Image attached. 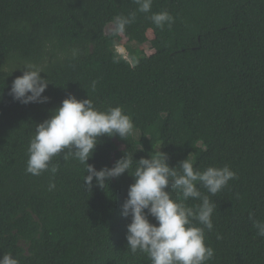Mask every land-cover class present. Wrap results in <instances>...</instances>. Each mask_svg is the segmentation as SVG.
<instances>
[{
  "label": "trees",
  "instance_id": "16d2710c",
  "mask_svg": "<svg viewBox=\"0 0 264 264\" xmlns=\"http://www.w3.org/2000/svg\"><path fill=\"white\" fill-rule=\"evenodd\" d=\"M163 11L174 18L170 27L149 19ZM133 12L123 34L106 32L115 16ZM26 64L43 71L46 103L9 95ZM69 94L99 111L119 106L134 124L125 140L99 138L86 162L96 170L124 154L138 161L163 151L177 171L185 158L199 171H234L215 196L197 185L215 204L206 264H264V238L249 219L264 221V0H152L147 14L134 0H0V256L18 264H151L127 248L130 217L121 216L135 161L102 188L95 179L87 188L86 165L60 156L39 176L26 172L36 124ZM171 196L182 200L177 190Z\"/></svg>",
  "mask_w": 264,
  "mask_h": 264
},
{
  "label": "clouds",
  "instance_id": "9594fccd",
  "mask_svg": "<svg viewBox=\"0 0 264 264\" xmlns=\"http://www.w3.org/2000/svg\"><path fill=\"white\" fill-rule=\"evenodd\" d=\"M134 2L138 12H151L152 0ZM135 19V12L115 16L111 22L112 34H123ZM149 19L159 28L170 27L174 22L167 11L152 13ZM19 69L22 75L12 81L9 91L12 99L25 105L46 103L49 98L43 93L49 83L41 77L43 71L30 64ZM95 86L96 81H93V90ZM133 128L131 117L124 114L121 107L99 111L88 97L77 99L69 94L52 110L49 118L36 124L35 135L28 147L26 172L39 176L49 170L54 157L60 156L65 161L73 159L86 165L84 184L87 188H92L93 179L102 188L111 179L128 173L135 161L133 156L124 154L112 167L105 166L100 170L86 162L93 156L100 137L117 136L125 140ZM161 147L163 145L157 149ZM167 160L165 152L155 151L151 157L135 161L134 173L130 175L134 183L129 185L121 206V216L130 217L126 226V246L132 253H145L151 264H206L214 256V249L205 244V230H213L215 204L208 196H202L197 185L215 196L235 179L236 174L227 165L199 171L186 158L179 162L180 171H177V166L170 167ZM50 171L55 174L57 168L52 167ZM54 188L55 184L50 182L49 190ZM171 190H177L182 200H174ZM189 199L201 202L189 207L184 203ZM149 217L156 223H151ZM249 219L257 236L264 238V221L255 219L251 213ZM0 264H18V260L11 254H4L0 256Z\"/></svg>",
  "mask_w": 264,
  "mask_h": 264
},
{
  "label": "rangeland",
  "instance_id": "374dc122",
  "mask_svg": "<svg viewBox=\"0 0 264 264\" xmlns=\"http://www.w3.org/2000/svg\"><path fill=\"white\" fill-rule=\"evenodd\" d=\"M111 28H112V24L110 23L109 25L106 26V29H105L106 32L109 33L111 31ZM130 47L132 49H135L137 47V44L131 43ZM116 48H117V51L123 55V57H125L128 61L132 62V59L127 54V50L122 45H117ZM134 134H136V133H134Z\"/></svg>",
  "mask_w": 264,
  "mask_h": 264
}]
</instances>
